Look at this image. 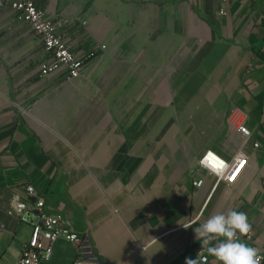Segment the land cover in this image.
Wrapping results in <instances>:
<instances>
[{
	"label": "crops",
	"instance_id": "crops-1",
	"mask_svg": "<svg viewBox=\"0 0 264 264\" xmlns=\"http://www.w3.org/2000/svg\"><path fill=\"white\" fill-rule=\"evenodd\" d=\"M12 1L0 0V264L32 233L16 195L43 197L100 264H185L206 255L193 228L232 209L264 250V0H34L86 59L75 79L41 75L43 41ZM234 106L246 146L227 128ZM209 149L246 153L235 183L199 165ZM79 257L59 238L43 264Z\"/></svg>",
	"mask_w": 264,
	"mask_h": 264
},
{
	"label": "built area",
	"instance_id": "built-area-1",
	"mask_svg": "<svg viewBox=\"0 0 264 264\" xmlns=\"http://www.w3.org/2000/svg\"><path fill=\"white\" fill-rule=\"evenodd\" d=\"M11 6L29 25L33 33L43 41L46 58L40 67L41 75L49 76L65 70L67 79L81 76L86 59L79 58L69 48L57 21L38 8L34 0H13ZM90 56H94V53ZM226 124L230 132L240 137L242 146L250 142L252 131L247 125V112L243 108L234 106L229 111ZM254 146L258 147L259 143H255ZM221 158L228 162L229 167L224 176L218 180L227 184L235 183L240 176L239 172L248 161V156L241 149L231 161ZM242 158L241 164L235 170L237 162ZM201 183L202 181L198 182V184ZM28 193L36 196L32 187H28ZM11 212L22 218L29 216L34 219L31 237L24 244L20 258L13 264H43L51 258L53 245L59 238H65L78 246L80 257L74 264H100L96 255L91 252L89 237L82 236L68 227L64 223L63 215L47 212L43 197L37 199L36 208H31L16 195L11 204ZM260 255L264 257V250H260ZM260 264H264V259H261Z\"/></svg>",
	"mask_w": 264,
	"mask_h": 264
},
{
	"label": "clouds",
	"instance_id": "clouds-1",
	"mask_svg": "<svg viewBox=\"0 0 264 264\" xmlns=\"http://www.w3.org/2000/svg\"><path fill=\"white\" fill-rule=\"evenodd\" d=\"M210 175L223 177L228 162L209 149L198 161ZM196 239L201 243V249H206V255L201 256V250L196 258H185V264H208V257L214 258L216 264H260V249L250 246L241 237L250 239L252 225L244 211L235 209L227 213H215L193 228ZM216 242L213 244V242Z\"/></svg>",
	"mask_w": 264,
	"mask_h": 264
},
{
	"label": "bare ground",
	"instance_id": "bare-ground-1",
	"mask_svg": "<svg viewBox=\"0 0 264 264\" xmlns=\"http://www.w3.org/2000/svg\"><path fill=\"white\" fill-rule=\"evenodd\" d=\"M245 165H246V164H245ZM245 165H244V166H245ZM244 166H243V167H244ZM242 169H243V168H242ZM242 169H241V171H242ZM241 171L239 172V174L241 173ZM239 174H238V175H239Z\"/></svg>",
	"mask_w": 264,
	"mask_h": 264
},
{
	"label": "rangeland",
	"instance_id": "rangeland-1",
	"mask_svg": "<svg viewBox=\"0 0 264 264\" xmlns=\"http://www.w3.org/2000/svg\"><path fill=\"white\" fill-rule=\"evenodd\" d=\"M18 17H20V18H21L20 14L18 15Z\"/></svg>",
	"mask_w": 264,
	"mask_h": 264
}]
</instances>
